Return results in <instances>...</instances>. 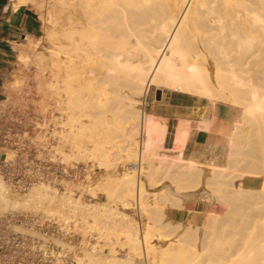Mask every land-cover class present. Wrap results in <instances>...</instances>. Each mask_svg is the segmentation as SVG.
I'll list each match as a JSON object with an SVG mask.
<instances>
[{"label": "bare ground", "instance_id": "obj_1", "mask_svg": "<svg viewBox=\"0 0 264 264\" xmlns=\"http://www.w3.org/2000/svg\"><path fill=\"white\" fill-rule=\"evenodd\" d=\"M21 4L36 6L43 34L20 45L17 61L27 64L33 57L36 65L51 69L47 83L62 104V115L47 132V139L59 141L52 151L64 160L84 151L106 167L115 160L122 166L131 162L117 176L118 188L103 182L109 185L107 200L117 188L123 207L137 204L140 216L118 208L119 201L116 207L113 200L83 203L75 189L61 193L42 180L14 191L1 173L0 212L38 206L42 217L57 212L59 223L75 225L79 222L64 212H80L89 236H99L95 243L84 238V254L75 250L76 264H139L142 258L146 264H264V0H15L13 6ZM153 87L195 96L206 107L215 102L240 107L243 116L227 137V151L217 153L214 141L207 154L194 147L188 153L194 127L208 130L210 120L174 125L148 111L144 104ZM86 96L95 107L92 124L114 128L118 138L88 134L92 145L82 150L80 141L95 130L81 121L86 112L77 114ZM67 142L76 149L72 153L61 145ZM161 180L169 184L152 190ZM247 180L260 187L245 186ZM187 200L219 202L225 209L207 210L199 221L167 216L169 208L183 209ZM97 206L101 214H94ZM101 239L111 248L122 241L128 251L122 257L113 248L94 255ZM60 243L64 248L53 253L55 264L72 247Z\"/></svg>", "mask_w": 264, "mask_h": 264}, {"label": "rangeland", "instance_id": "obj_2", "mask_svg": "<svg viewBox=\"0 0 264 264\" xmlns=\"http://www.w3.org/2000/svg\"><path fill=\"white\" fill-rule=\"evenodd\" d=\"M32 6H33V10L36 11L37 9L36 6L34 5ZM55 17H56V20L59 22V19H58L59 14L57 16V13H56ZM42 34H43V29L40 32L39 36H41ZM33 59L34 58L32 57L31 62L27 64L25 63L23 64V63L18 62L17 56H15L14 60L8 65V68L5 69V72L2 76V82H3L2 88H0V134L1 136H4V135L12 136V138H14L16 141L25 140V142H27L28 145L31 148H33V153L38 158L44 161L46 165V169L49 171V175H50L48 182L51 183L55 188H57L58 191L63 193L64 191H67V189H70V188L73 190L75 189L74 195L76 197L81 196V200L83 203L85 202L86 203H96L98 206H100V202L106 203V201L110 200V198L109 200H107L108 196L105 194V186L109 187V185L111 184L112 186L110 185V187H117V185L114 186V184L115 183L117 184V182L115 181L117 180V176H119L122 170H124L123 168L124 167L131 168L134 165H132L131 162L127 161L125 163V166L124 164L122 166V162H118V160H115V162L109 167H106L104 165L101 166L98 164L97 161H93L87 158V154L84 151L77 152L76 153L77 156L76 155L75 157L72 156L71 157L72 159L68 158V160L67 159L64 160L63 159L64 156H62L60 152L56 150L52 151L51 149L52 146L59 145V141L58 139H55V138L47 139L49 137V134H47V132H49L54 126L55 119H56L55 116L58 117L62 115L61 114L62 111H60L62 108L61 106L62 104L59 103V100H60L59 97L57 96V94L52 93L47 83L50 81L53 75L51 69L44 67L47 70L46 72V70L42 66L36 65ZM42 71H45V72H42ZM14 73L16 75H14ZM15 77H18L19 79L22 78V81H21L22 83H20L19 80H17L18 78H15ZM42 81L44 82L41 83ZM44 83H46L47 85ZM159 90H161L160 99L157 97V93ZM50 93L51 95H53V97L50 96ZM51 97L54 100L51 99ZM91 103H92V100L86 96V97H83V101L80 102L77 106L78 115L81 116L83 115V113L86 112V115L85 114L83 115L84 118L82 117L83 119L79 117L80 118L79 121L82 119L81 121H83L84 123L86 122L89 125L88 128L90 127L95 128V130L87 129L88 130L87 131L88 133H86L87 136L84 137L83 140L80 141L81 144L77 146L79 148H82V150L86 148L87 146L91 147L92 142L90 140L96 139V137L104 141H109L111 138H114L116 140L118 138V132L114 128L107 130L102 125L101 126L105 130L101 129V127L99 126L101 129L100 130L99 127L97 126L99 130V131L97 130L98 131L97 133L99 134L96 133L97 128L95 125L92 124V122L94 121L93 120L94 118L92 119L93 117L92 114H93V111L95 110V107ZM158 104L162 105L163 107H167L168 105H171L173 106L174 109L182 110V112L178 114L176 113V115L173 113L174 114L173 117L170 118L171 124L174 123V125L180 121H183L181 122V124L187 123L190 119L193 120L195 116H198V115L200 116L206 111L204 109L205 103L199 102L198 99L194 96L176 92V91L163 92L162 89L160 88L155 89L153 87L151 91L149 92L148 96L146 97L144 105L146 106V109L150 111V110H154L155 106H157ZM53 118H54V122H53ZM119 121L122 122L123 119ZM188 124L192 125L191 122H188ZM103 133H105V135ZM46 134H47V137L45 139ZM88 134H91L90 137L94 136V138L93 137L91 139L88 138L89 137ZM96 134L97 136H95ZM61 145L65 146L64 149L68 153H72L73 152L72 149L76 150L75 147L73 148L71 146L70 142L61 143ZM223 145L226 147V144H223ZM193 147H194V144L191 138L188 140L187 152L189 153ZM10 148H12V145H9L6 151L8 153L15 154V151ZM224 151L225 149H220L218 153L223 154ZM196 153H200V152H196ZM201 154H206V153L201 152ZM105 180H106V183L109 184L108 186L105 184V182H103ZM161 181L162 183L161 182L157 183V185L159 184L161 186L159 187L151 186V188L155 187L154 189L152 188V190H157L160 187L161 188L166 187L165 185L169 184L167 181H164V180H161ZM245 186L259 188L260 183L258 181L255 183H252L247 180L245 181ZM88 187L89 188L91 187L94 193H96V195L91 194L87 190ZM117 188H115L116 190L114 192V195L117 192L115 197L113 199L111 197V200L109 201V203L107 202L106 204L111 205V202L113 200L114 201V203L112 202L113 207H116L115 205H117L119 201L120 204L118 203L117 205V207L119 206L118 208L122 207L120 208L121 210L126 211V212L128 211V213L134 215L137 219H139L140 212L137 209V204H135V206H131L130 207L131 209L128 208L126 210L118 198L119 190H117ZM151 188H148V189L151 190ZM149 197L150 199L153 197V194H150V192H149ZM186 204L187 205L191 204L193 206L196 204L198 205V209L203 210V211L216 210L219 212H224L223 210L225 209L224 206L219 202L207 203V202H198L194 200H187ZM55 205H56V211H58L57 208L59 210L61 209L59 206V203ZM98 206H97V210H95L97 213L94 212V214H98V213L101 214L103 212L101 207H99L98 209ZM62 208L64 212V209L67 208V206L66 207L64 206ZM13 211H20V212L27 211V212H31L32 214L40 215V216L45 214L44 210L41 207L37 206V207L30 208V209H15V210L7 211L5 213L0 212V216L8 214L9 212H13ZM55 213L46 214L47 216H45V219L56 217L57 212ZM64 213L73 216L72 219L75 218V221L79 223L78 225H75L74 227L76 234L75 236H73L71 242L67 239H61V238L55 239L57 246H61L60 249L62 248V250L64 247L61 245L60 242H65L68 245L72 246L71 248L69 247L70 249L68 248L67 250L64 249V251H66V254H69L68 257L70 259L65 260L63 258L64 260L59 262L58 264H76L75 259H74V255L76 254L75 250L77 253L79 252L78 254L80 255L84 254L83 253L84 251L81 252V249H80L81 247L84 246L82 245V241L84 240V238H88L91 240V242L95 243L98 240V239L96 240V237H98L99 235H96L94 237L89 236L90 232L88 231V229L85 228L86 219L84 220V218L79 215L80 212H77L78 214L77 213L75 214L74 211L69 212L68 210V211H65ZM204 214L205 212L202 213V215L200 216V220H202V218L204 217ZM90 218H87V219L89 220ZM184 222H187V220ZM19 229H21L24 232H28V233L41 236V233L39 231H30L23 226H20ZM100 244L101 245H98L97 247L100 252H98L97 250L96 252H93L94 255L97 253L96 255L100 254L104 256V253L105 254L110 253V249L113 248L115 250V253L118 256L122 257L128 251L127 246L123 245L124 242L122 241L111 243V245L113 246L112 248L109 245L110 243H108L107 239H101ZM88 246L89 244L86 245L87 248ZM100 249L103 250L102 251L103 254H101ZM146 263L147 261L145 260V258H142L139 262V264H146Z\"/></svg>", "mask_w": 264, "mask_h": 264}, {"label": "built area", "instance_id": "obj_3", "mask_svg": "<svg viewBox=\"0 0 264 264\" xmlns=\"http://www.w3.org/2000/svg\"><path fill=\"white\" fill-rule=\"evenodd\" d=\"M23 141L0 134V173L18 192H25L35 182H48L50 176L44 161ZM9 145L15 151L12 156L6 151ZM20 226L39 231L41 236L24 232ZM74 227L71 220L59 223L57 218L45 219L27 211H13L0 216V264H55L53 253L62 250L55 239L71 242L76 234ZM68 255L65 251L63 258L70 259Z\"/></svg>", "mask_w": 264, "mask_h": 264}, {"label": "crops", "instance_id": "obj_4", "mask_svg": "<svg viewBox=\"0 0 264 264\" xmlns=\"http://www.w3.org/2000/svg\"><path fill=\"white\" fill-rule=\"evenodd\" d=\"M14 2L15 0H0V88H2V76L5 69L8 68V65L14 60L15 56L18 58L20 45L28 43L30 37H38L42 31V21L38 13L32 10L30 5L21 4L17 8H14ZM198 101L204 102L199 99ZM205 105V113L195 116L193 120L190 119L188 122H191L194 127L197 121L199 123L203 119L210 120L209 129L203 130L194 127L193 133L191 132L192 137L189 135L188 140L192 138L194 151L196 152L207 154V148L210 146V143L216 141L220 143H218V147L215 146L216 152L218 153L220 149H225L223 152L225 153L227 145L225 147L223 144H226L227 137L235 124L242 119L243 110L238 106L224 102H215L211 106L209 104L208 107ZM154 111L166 117L169 122L175 113L182 112V110L174 109L171 105L163 107L160 104L155 106ZM204 144L207 145L204 146ZM204 212L203 210H199L196 204L194 206L186 204V207L183 209L169 208L167 216L180 221L189 219L199 221L200 216Z\"/></svg>", "mask_w": 264, "mask_h": 264}, {"label": "water", "instance_id": "obj_5", "mask_svg": "<svg viewBox=\"0 0 264 264\" xmlns=\"http://www.w3.org/2000/svg\"><path fill=\"white\" fill-rule=\"evenodd\" d=\"M34 15H36V14H34ZM157 97L160 99V97H161V90L158 91Z\"/></svg>", "mask_w": 264, "mask_h": 264}]
</instances>
